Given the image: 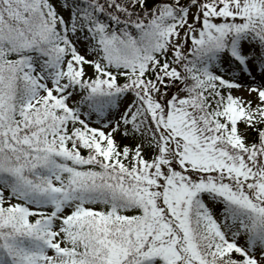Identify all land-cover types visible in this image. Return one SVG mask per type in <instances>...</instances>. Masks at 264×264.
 Returning <instances> with one entry per match:
<instances>
[{"label": "snow or ice", "instance_id": "obj_1", "mask_svg": "<svg viewBox=\"0 0 264 264\" xmlns=\"http://www.w3.org/2000/svg\"><path fill=\"white\" fill-rule=\"evenodd\" d=\"M0 264H264V0H0Z\"/></svg>", "mask_w": 264, "mask_h": 264}, {"label": "rangeland", "instance_id": "obj_2", "mask_svg": "<svg viewBox=\"0 0 264 264\" xmlns=\"http://www.w3.org/2000/svg\"><path fill=\"white\" fill-rule=\"evenodd\" d=\"M193 11H194V9H193ZM190 16H191V13H190ZM241 82H245V80L242 78ZM181 95H184V94L181 93ZM234 95H239V96H242V97H246L247 96V92L244 91V90H240V91H235L234 90ZM91 126L92 127H99V124L93 123ZM244 128H245L244 126L238 124V129L241 130L242 134L246 136V142H250V138H249L248 132L247 133H243V129ZM104 130L107 131L108 129H104ZM116 139H117V142L119 144L120 143H122L123 145L127 144L129 146V148H133V149L135 148V145L137 143H142L143 144L142 155H144L145 159H148V160H150L152 158L153 151L148 146V143H147V139H150V137H148V138L141 137V138H137V139H132V138L125 139L119 133H117L116 134ZM95 207H98V206H95Z\"/></svg>", "mask_w": 264, "mask_h": 264}, {"label": "trees", "instance_id": "obj_3", "mask_svg": "<svg viewBox=\"0 0 264 264\" xmlns=\"http://www.w3.org/2000/svg\"><path fill=\"white\" fill-rule=\"evenodd\" d=\"M181 2H186V0H181ZM249 135H250L251 141H253L255 136H256V133L254 131H252V130H249ZM120 146L123 147L124 145L122 143H120ZM131 149H133V148H131ZM82 154L83 155H87V151L86 150H82ZM142 156L144 157V155H142Z\"/></svg>", "mask_w": 264, "mask_h": 264}]
</instances>
